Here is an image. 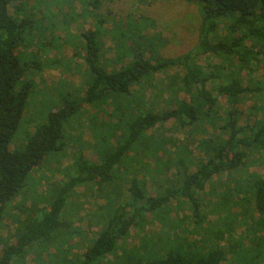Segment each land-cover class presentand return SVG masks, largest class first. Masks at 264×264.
Listing matches in <instances>:
<instances>
[{
  "label": "trees",
  "instance_id": "16d2710c",
  "mask_svg": "<svg viewBox=\"0 0 264 264\" xmlns=\"http://www.w3.org/2000/svg\"><path fill=\"white\" fill-rule=\"evenodd\" d=\"M30 1L0 0V230L9 204L24 195H35L29 188L33 172L46 159L61 160L75 140L68 129L82 127L86 114L99 124L92 140L98 160L89 159L82 149L70 153L65 178L48 184L45 206L33 200L35 196L29 197L31 207L21 206L23 217L16 216L9 238H0V264H13L34 247L48 251L55 244L66 246L76 237L80 229L70 218L77 215L72 199L80 188L106 201L100 229L82 257L71 259L64 253L60 261L51 264H223L228 260L230 264H264V176L255 172L235 175L246 170L251 157L264 156V0H187L200 9L198 44L184 56L160 60L153 55L158 47L148 50L131 27L119 33L115 27L113 32L104 29L107 20L99 12L103 0H71L80 1L78 16L86 23L90 19L92 26L73 36V56L86 66L84 81L79 91H59L57 108L27 134L21 147L12 149L35 88L28 70H43L45 64L37 60L41 52L50 46L61 48L57 32L77 21L72 14L75 8L66 14L70 16L65 24L60 17L65 6L54 7L53 0ZM49 32L53 41L44 44ZM105 35L115 41L111 59L105 55ZM26 52L36 60L28 61ZM200 57H205L204 64L197 62ZM60 62L55 58L50 64ZM175 68H184V73L176 71L174 85L159 87L150 81L157 73ZM159 92H171L165 101L168 109L159 107ZM181 93L187 99H180ZM85 106L89 109L84 114ZM104 106L113 109L110 117L115 123L97 120L99 113L105 112ZM170 121L187 136L203 135L193 139L197 157L189 147H178L162 168L157 158V168L139 160L143 170H134L135 157L153 155L156 141L159 150L172 140L164 136L157 140L154 133ZM210 127L212 137L207 136ZM172 168L173 174L168 173ZM140 173L150 176L154 194L147 192L148 176L140 177ZM222 175L235 181L234 187L228 186L222 194V201L213 203L222 228L198 230L206 220L202 195H214L215 191L207 188L214 177ZM233 198L245 207V215L252 202L253 212L242 219L251 223V247L232 236L230 222L239 218L230 209L236 204ZM172 201L188 205L195 231L186 225L182 229L186 233L174 234L164 245L146 239L134 254H117L119 242H126L132 228L145 224L149 214L158 219L167 214L165 208ZM110 255L117 262L108 261Z\"/></svg>",
  "mask_w": 264,
  "mask_h": 264
},
{
  "label": "rangeland",
  "instance_id": "374dc122",
  "mask_svg": "<svg viewBox=\"0 0 264 264\" xmlns=\"http://www.w3.org/2000/svg\"><path fill=\"white\" fill-rule=\"evenodd\" d=\"M74 1L71 0H53L54 7L62 8L63 15L60 16L64 19L65 24L69 22V16H66L69 13V10L74 9L72 14L75 16L77 21L69 24V28L63 31H58L56 36L59 37V44L61 48H53L50 46L49 49H45L41 52V56L37 59L40 63L45 64L43 70H28V78L33 80L35 84L34 92H32L29 105L25 111V116L23 122L19 127L17 135L15 137L12 149L21 147L25 141L27 134H30L34 131L35 127L41 123L42 118L48 116L49 113L53 112L57 108V103L55 100L58 98L59 91L68 93L76 89L79 91L80 86L83 80V73H85V64L84 61L75 57L73 50V39L74 35L79 33L83 29H92L90 19L89 22H85L84 19L78 16L81 10L80 1H76L75 7L72 6ZM29 3L34 4V0H31ZM67 8V10H65ZM101 18L107 20L104 24V29L106 31H112L113 27L115 33H119L122 30H128L129 27L132 28V33L136 35H141L143 44L148 48L152 49L151 46L155 45L158 47V50L153 53L154 58L157 59H173L177 57L184 56L189 52H192L198 44L199 41V32L201 27L202 18L200 16L199 7L190 3L187 0H103V5L99 10ZM77 16V17H76ZM137 26V27H136ZM79 30V31H78ZM130 31V30H129ZM53 33H46V38H43V43L47 44V41H51ZM39 39V38H38ZM159 39V42L157 41ZM40 40V39H39ZM53 41V40H52ZM103 47L106 50V57L111 59L115 56V41L110 37V35H105L103 37ZM37 48V46H36ZM33 48V50H36ZM147 50V49H146ZM36 52V51H35ZM34 52V53H35ZM150 55V53L148 52ZM152 54V53H151ZM27 57L28 61L33 60L35 57L34 54L26 52L24 54ZM60 60V63L51 65L53 59ZM199 64L205 63V57H200L197 59ZM49 62L50 67H46V64ZM84 66V67H82ZM85 68V69H84ZM264 68V67H263ZM176 71L180 74L184 73V68H175L169 69L164 73H157L156 76H152L150 81L157 86H167L175 84V77L177 76ZM163 90V89H162ZM150 91V90H149ZM160 93V92H159ZM171 92H161L158 95V103L161 109H168V105L165 101L170 97ZM146 95H150V92H147ZM180 99H187V96L184 93L179 94ZM155 99V100H156ZM156 103V102H155ZM154 103V104H155ZM226 107V105H225ZM105 112L99 113L98 121H113L116 122V119H112L110 114L112 108L105 107ZM158 110L160 108L156 107ZM89 107L85 106V110ZM90 113L94 114L95 109L89 110ZM97 116V115H96ZM256 118H254L255 120ZM45 120V119H44ZM82 127L76 126L75 131L68 129L71 134L74 135V142L70 144V148L66 150L65 154L61 157V160L57 163L56 157L49 158L43 161L38 170L33 172V178H30L29 188L34 191L35 195H24V197H19L15 201L11 202L7 209V215L2 229L0 230V238L7 239L12 233V229L15 228L16 216H22L23 210L22 207H31L33 200L41 203L43 207L46 204V200L49 199L46 193L48 184L56 183L65 178L64 168L71 164L70 153L74 150L82 149L84 154L91 160H98L97 154L94 152L92 147L93 138L95 135V129L97 130L99 124H94L91 120V116L86 114L82 117ZM177 125H174L172 121L165 125L163 129L155 130L156 139L160 138H172L170 141H165V145L162 148H159V143L154 142L155 152L149 154V156L139 155L138 159H135L132 162V166L138 167L139 170H143V167L140 166L144 163L151 165V169H155L159 166L157 165V158L160 159L161 168L165 166V161L173 156V153L176 152L177 148L181 150L182 148L189 147L194 153V156L197 157L198 151L195 149V138H201L203 135L199 133L197 136L193 135V138L187 136L184 132H180ZM213 128L210 127V133L207 136L212 137ZM152 134V132H150ZM79 140L78 142L76 140ZM71 143V142H70ZM133 152V151H132ZM69 156V157H68ZM251 157L246 170L242 171L241 174H235L236 176L246 175L247 173H258L264 176V156ZM131 158H134V156ZM140 166V167H139ZM175 170L172 168L168 173L173 174ZM166 173V172H165ZM148 176L147 182V192L149 194H154V188L151 185L150 176L145 173H140V177ZM162 179L163 174L161 176ZM37 180L39 181L37 183ZM235 181L231 179L230 176L222 175L220 177L213 178V184H210V187L207 190L212 189L215 191L214 195H202L204 201V214L205 222L198 230H202L203 227L211 228H222V220H219V215L215 212L213 208V203L216 199H219V202L222 201V197L226 191H228V186L231 188L234 187ZM79 195L73 197V208H78L77 215L73 218L71 217L70 221L74 224V227L80 229V233L77 234L73 239H69L68 244L64 246L63 244H55L53 247L48 249V251L34 247L27 251L25 255L13 264H51L57 263L62 257V254L69 255V257L76 258L82 257L86 252L90 242H92L95 237L94 234L100 229L99 220L101 214L104 212V206L106 205L105 199L101 198L98 194L92 193L90 191H85V189H78ZM35 196V197H34ZM152 196V195H149ZM227 196V195H226ZM230 197L232 195H229ZM29 197H34L32 200ZM249 198V197H248ZM250 199V198H249ZM235 202L234 198L232 202ZM236 204L232 205V212L238 214L239 218L237 221L234 219L231 220V225H233L232 236L235 240L243 242L247 247L252 246L250 231L248 230V221L244 222L242 219L246 215H251L253 212L252 202H249V214L244 213L245 207L235 202ZM102 208V209H101ZM165 209H169L167 214H163L162 217L154 218L152 215L147 216L145 224L140 228H132L129 238L126 242H119L121 246L120 252H117L118 255H121L123 251H126L128 254H134V249L140 246L143 240H150L159 245L166 244L167 240L174 237V234L186 233L183 227L189 226L190 230H194L193 221L195 219L191 218L192 215L191 209L187 204H182L178 201H172ZM74 215V213H72ZM19 216V217H20ZM257 216V214L255 215ZM23 217V216H22ZM222 217H226V213L222 214ZM223 218V220H224ZM240 221H239V220ZM163 221H165L163 223ZM221 222V224L219 223ZM85 232L83 235L82 233ZM230 241V238H228ZM161 243V244H160ZM223 245L225 243L221 242ZM1 254V251H0ZM59 254V256H57ZM115 256L110 255L108 261H116ZM231 257V256H230ZM223 264H230L229 260L225 261Z\"/></svg>",
  "mask_w": 264,
  "mask_h": 264
}]
</instances>
